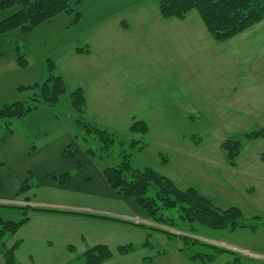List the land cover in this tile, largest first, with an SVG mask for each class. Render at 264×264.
Masks as SVG:
<instances>
[{
    "label": "rangeland",
    "instance_id": "374dc122",
    "mask_svg": "<svg viewBox=\"0 0 264 264\" xmlns=\"http://www.w3.org/2000/svg\"><path fill=\"white\" fill-rule=\"evenodd\" d=\"M67 1L76 11L80 9L86 18L89 11L102 15L101 5L111 0ZM151 4L150 8L145 3L136 13L151 15L156 3L152 1ZM10 11L0 13V19ZM71 19L72 15L62 13L41 23L30 34H21L18 30L0 34V106L24 99L28 92L20 91V86L41 83L47 76V59L55 58L60 64L61 59L53 53L57 44L78 39L87 26L84 19H80L77 25L65 29ZM98 22L101 23L98 31L90 33L86 41L81 38L78 46L107 36L109 45L103 44L104 61H99L97 68L110 65L121 70L130 69L132 73L137 69L141 73L145 71L146 80L141 85L146 87L147 97L142 107H115L109 109V113L104 108L95 113L96 120L84 112L87 122H93L114 135L113 145L103 150L95 134L84 135L85 131L75 121L71 103L68 104L63 98L66 96L61 95L59 100L63 109H72L74 113L73 122L66 120L78 140V148L94 150V159L102 166L118 165L121 156L129 154L133 168L151 167L180 189L194 188L219 208L237 206L248 218L264 215V160L261 159L264 138L241 135L264 126V23L254 24L221 46L220 54L226 56L220 57L219 72L215 76L179 77V89L190 99L180 101V108L171 109L163 102L167 93L160 92L157 97L158 89L164 91L166 83H160V78L165 80L162 76L164 68L146 44L149 31L126 34L118 30L117 21L103 17ZM17 47L24 52L28 62L26 67L17 66L9 57L11 49L14 51ZM232 51L235 56H231ZM93 67V64L84 66L85 70ZM139 78L136 74L130 81L135 84ZM207 88L214 90L209 94L210 98L206 97ZM136 120L146 123L148 131L145 135L129 132V125ZM231 137L241 140L236 166L230 165L221 146ZM132 141L137 145L134 143L136 146L132 147ZM72 146L77 148L74 144ZM4 204L30 206L25 202L22 205ZM22 212L17 207H0V216L5 220L18 221ZM160 213L171 219L172 225L156 223L149 218L144 223L138 219L134 221L142 223L148 234L146 245L153 259L151 264H264V224L254 230L243 227L229 231L188 223L182 220L177 209H160ZM163 227L172 228L166 229L172 233L159 230ZM175 231L180 234H174ZM9 241V234L0 238V244L4 243L6 247L10 246ZM214 247L227 248L228 251L216 252ZM211 255L215 258L209 260ZM81 262L76 259L69 264Z\"/></svg>",
    "mask_w": 264,
    "mask_h": 264
},
{
    "label": "crops",
    "instance_id": "0c3cea01",
    "mask_svg": "<svg viewBox=\"0 0 264 264\" xmlns=\"http://www.w3.org/2000/svg\"><path fill=\"white\" fill-rule=\"evenodd\" d=\"M152 1L155 2L111 0L101 5L102 15L89 11L86 18L78 9L80 19H84L87 24L85 32L78 35V39L64 40L57 44L53 53L61 59L59 65L55 58L49 57L54 62V71L65 82L66 97L63 98L67 99L68 104L69 92L78 87L84 92L85 112L95 120V113L104 108L109 113L111 108H137L145 102L147 91L141 85L146 80L145 71L141 73L137 69L132 73L130 69L121 70L110 65L97 68L99 61H104L103 44L109 45L107 36L100 41L94 39L91 43L81 45H88L89 53L75 52L80 47L77 42L81 38L86 41L90 33L98 31L101 24L98 20L103 17L117 21L118 30L126 34L149 31L146 33V44L164 68L162 76L165 80L160 78V83H166L164 91L158 89L157 97L160 92L167 93L163 102L171 109L180 108V101L190 99L188 94L179 89V77L215 76L219 72L220 57L226 56L220 54L221 46L244 32L229 40L215 42L195 11H190L183 19H164L160 17L156 6L151 15L136 13L145 3L151 8ZM261 21L255 25L263 24L264 20ZM142 47L146 49V46ZM230 54L236 55L234 51ZM9 55L14 61L12 49ZM92 64L95 67L85 70V65ZM136 74L140 78L132 84L130 78ZM205 91L206 97L210 98L209 94L214 90L207 88ZM244 99L248 100L247 97ZM61 104L58 100L54 108L41 107L23 118L12 119L8 128L0 126V201L17 205L25 202L31 207L104 217L28 211L26 222L9 235L10 245L18 243L14 250L17 263L69 264L86 249L97 244L106 245L112 252L111 258L102 264L153 263L146 245L148 234L141 226L142 223L134 222L138 219L144 223L148 216L132 198L117 194L102 175L104 166L98 164L94 156L87 154L86 148H78V140L66 120L68 118L73 122L74 113L72 109H63ZM72 144L77 146L75 154L65 157V149ZM238 155L231 166L237 165ZM64 173H70V179L64 184H58L54 177ZM24 181H29L31 186L20 193ZM124 245H130L132 250L120 254L118 248ZM214 258L215 255H211L209 260ZM0 264H3L1 254Z\"/></svg>",
    "mask_w": 264,
    "mask_h": 264
},
{
    "label": "trees",
    "instance_id": "16d2710c",
    "mask_svg": "<svg viewBox=\"0 0 264 264\" xmlns=\"http://www.w3.org/2000/svg\"><path fill=\"white\" fill-rule=\"evenodd\" d=\"M155 3L160 17L164 19H183L190 11H195L215 42L226 41L264 19V0H155ZM12 9L13 11H10ZM9 11L10 13L7 16L0 19V34L14 30H18L21 34H30L41 23L62 13L69 16L72 15L67 28L77 24L80 20V13L67 0H0V13ZM89 51L88 45L75 49L76 53H89ZM14 62L19 67H26L28 64L24 52L20 51L18 47L14 50ZM54 66V62L51 59H47L46 78L41 83L20 86L18 88L20 91L28 92L26 97L3 103L0 106V126L8 128L12 119L23 118L41 107L54 108L57 105L60 96L66 93V85L63 78L54 71ZM69 97L71 106L75 111V121L85 131L84 135L95 134L101 142L103 150L110 148L115 142L114 135L108 130L102 129L84 119L85 97L82 88L78 87L71 90ZM128 130L131 133L145 135L148 127L145 122L136 120L129 125ZM241 135L252 139L264 138V126ZM134 143L136 142L132 141L130 145L132 147L136 146L137 143L136 145ZM72 145L65 149V157L75 154L76 148ZM221 146L229 163L233 164L234 159L241 150V140L233 137L227 138L222 142ZM85 152L90 156H95V152L91 148L86 147ZM261 158L264 160V152ZM101 171L107 184L117 194L132 198L148 218L156 223L172 225L171 219L162 216L160 209H177L181 213L180 217H182V220L191 224L198 223L213 229H227L230 231L249 227L254 230L259 225L264 224V215L256 214L248 218L237 206L231 205L224 209L219 208L194 188L180 189L171 179L151 167L146 166L143 169L133 168L130 164L129 154H123L118 165L104 166ZM69 179L70 173L54 177L58 184H64ZM30 186L29 181H24L20 186L19 192H25ZM0 207H17L22 209L24 213V216L18 221L5 220L0 216V238L5 234H14L20 225L28 219V211H54L99 218L104 217L97 214L6 205L4 203H0ZM17 244L15 242L9 247H6L4 243L0 244L3 264H18L14 256ZM214 248L217 252L228 251L225 248ZM131 250L132 247L130 245L118 248L120 254ZM111 256L112 252L106 245L97 244L86 249L76 259L82 260L79 264H102Z\"/></svg>",
    "mask_w": 264,
    "mask_h": 264
},
{
    "label": "built area",
    "instance_id": "2783aa9c",
    "mask_svg": "<svg viewBox=\"0 0 264 264\" xmlns=\"http://www.w3.org/2000/svg\"><path fill=\"white\" fill-rule=\"evenodd\" d=\"M163 229H167V230H168V229H171V230H173L172 228H168V227H163ZM175 233H176V234H180L179 231H175Z\"/></svg>",
    "mask_w": 264,
    "mask_h": 264
}]
</instances>
